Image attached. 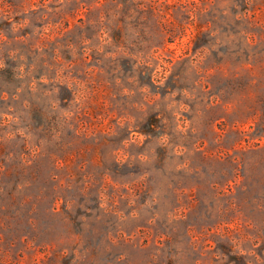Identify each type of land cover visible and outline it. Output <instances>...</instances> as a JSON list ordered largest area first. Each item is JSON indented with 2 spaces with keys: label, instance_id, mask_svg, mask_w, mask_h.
Instances as JSON below:
<instances>
[{
  "label": "rangeland",
  "instance_id": "rangeland-1",
  "mask_svg": "<svg viewBox=\"0 0 264 264\" xmlns=\"http://www.w3.org/2000/svg\"><path fill=\"white\" fill-rule=\"evenodd\" d=\"M0 264H264V0H0Z\"/></svg>",
  "mask_w": 264,
  "mask_h": 264
}]
</instances>
